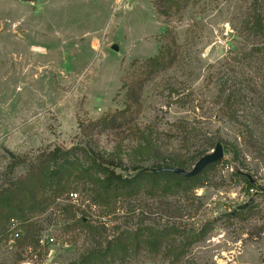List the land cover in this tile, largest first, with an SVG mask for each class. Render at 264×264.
Here are the masks:
<instances>
[{
  "label": "rangeland",
  "instance_id": "374dc122",
  "mask_svg": "<svg viewBox=\"0 0 264 264\" xmlns=\"http://www.w3.org/2000/svg\"><path fill=\"white\" fill-rule=\"evenodd\" d=\"M255 6L178 0L165 16L155 0H0V196L14 193L0 202V264H264L263 76L230 60L257 42ZM104 117L115 126L92 124ZM211 138L225 155L193 182L113 191L85 171L91 158L125 177L192 170ZM57 147L76 149L55 161Z\"/></svg>",
  "mask_w": 264,
  "mask_h": 264
},
{
  "label": "trees",
  "instance_id": "16d2710c",
  "mask_svg": "<svg viewBox=\"0 0 264 264\" xmlns=\"http://www.w3.org/2000/svg\"><path fill=\"white\" fill-rule=\"evenodd\" d=\"M178 0H155V4L156 7L158 9V12L162 15L168 16L170 15V9H173L175 7V4L177 3ZM248 28L250 30V32L253 34V36L257 39V42L255 44H253L252 48L248 51H242L240 52L241 55H236L235 57H233L232 59H230L232 61V63L234 65H243V64H247L249 66H251L252 68H254L256 71H260L261 76H263L262 80L264 82V11L263 9H260L259 7L255 6L253 9V13L251 15L250 20L247 22ZM167 49V48H166ZM165 49L161 50L160 53L157 56L151 57L148 59L147 63L152 65V66H158V65H162L164 64V52ZM261 55V57H260ZM260 63L261 66L256 67L257 63ZM260 87L263 88L264 91V84H259ZM233 98H241V96L239 95H234V94H229V97L227 98V103H231V101H233ZM134 99V98H132ZM137 101V100H135ZM239 101V100H238ZM113 124H111V123ZM114 122L115 120L109 119L108 117H104L101 118L100 120L92 123L94 125H102L101 127H103L104 125L107 127H114ZM216 139L215 138H211V140H209V143L211 146L214 147V145H216L218 142H221L220 140H217V142H215ZM76 148L72 147L69 150H64L63 148L57 147L55 150H53V152L50 153V155L52 156L53 160H57L60 157L63 156H70L71 153L75 150ZM204 154L201 153L198 156H196V158H194L195 160L202 156ZM15 157V156H13ZM92 162L91 164L88 166V168L85 170L86 172H90L92 169L97 170L98 172H101L104 174V186L106 190H113V191H120L121 189H130L132 191V189H134V186L136 185V180L143 177V176H148L151 178H155V177H168L169 179H173V181H175V183H183V182H193L195 180H197L200 177V174L195 176V177H190V178H186V177H182L180 175L177 174H172V173H168V172H164V173H154V172H149L146 169H144L143 171L139 172L138 174H136L135 176L132 177H125L123 174L117 173L116 170L114 169H110L109 167H107L102 161H100L98 158H91ZM64 162H66L67 164H71V165H75L77 162L72 161L70 158H65ZM111 163V162H110ZM112 164V163H111ZM115 164V162H114ZM186 162H173V163H166L164 165H159L157 168H162V167H179V168H183L185 169L186 166ZM217 164V163H215ZM215 164H211L210 166H208L207 168H210L212 166H214ZM151 175V176H150ZM247 183H248V190L253 189L256 187V184L253 183L251 181L250 178L246 179ZM178 183V184H179ZM14 196V193H10L7 196H0V202H2V204L6 205V206H11V197ZM247 208V206H243V208L239 209L236 213L240 212V210ZM12 219H16L20 222V225H24V220L22 217H20V215L14 213L11 214L8 218V226H7V230L9 231V233L11 234V229H10V222ZM176 232L180 235H184V234H188V240L189 244L197 242L199 240H201L204 236L205 233L201 232L200 234L194 235L191 237V234L189 232V230H187L186 228H175ZM163 242V238L162 237H156V238H152L150 240H148L147 244L148 247H150L151 250H157L159 249V247L161 246ZM109 247H107L103 253H109ZM105 254H101V256H104Z\"/></svg>",
  "mask_w": 264,
  "mask_h": 264
},
{
  "label": "water",
  "instance_id": "95a60500",
  "mask_svg": "<svg viewBox=\"0 0 264 264\" xmlns=\"http://www.w3.org/2000/svg\"><path fill=\"white\" fill-rule=\"evenodd\" d=\"M24 1L35 2L37 0H24ZM224 155H225L224 146L221 142H218L215 148L212 150V152L202 156L196 162L192 170H186L179 167L146 168V170L154 173L168 172V173L180 175L182 177L190 178L201 174L211 164H215L219 162L224 157ZM249 178L254 183L252 177L249 176Z\"/></svg>",
  "mask_w": 264,
  "mask_h": 264
},
{
  "label": "built area",
  "instance_id": "2783aa9c",
  "mask_svg": "<svg viewBox=\"0 0 264 264\" xmlns=\"http://www.w3.org/2000/svg\"><path fill=\"white\" fill-rule=\"evenodd\" d=\"M78 193L72 192L70 194V198L73 201H77ZM94 207H96L94 205ZM10 229H11V243H15L16 239L21 236V229H20V222L16 219H12L10 222Z\"/></svg>",
  "mask_w": 264,
  "mask_h": 264
}]
</instances>
